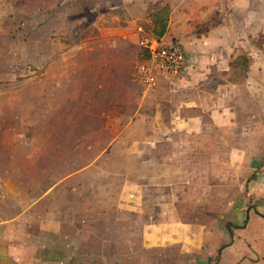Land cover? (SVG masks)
I'll return each instance as SVG.
<instances>
[{
    "label": "rangeland",
    "instance_id": "374dc122",
    "mask_svg": "<svg viewBox=\"0 0 264 264\" xmlns=\"http://www.w3.org/2000/svg\"><path fill=\"white\" fill-rule=\"evenodd\" d=\"M49 2L48 14L53 18L49 28L57 27L55 17L63 6L57 7V0ZM38 3L0 0V181L17 183L11 192L1 185L0 206L15 198L22 210L13 226L0 225L2 257L8 259L7 247L15 245L24 249L17 252L19 264L25 256L33 264L45 260L43 264H54L58 256L73 264V259L96 257L98 249L105 254L106 242L110 254L120 248L121 241L128 242L130 236L139 240L141 234L146 253L154 251L151 245L177 247L191 242L193 248L205 245L211 252L222 233L225 243L234 239L264 248V238L254 242L250 232H259L253 222L257 218H252L248 230L226 228L228 222L241 224L244 211L251 209L253 216L252 209L263 203L250 190L253 175L264 173L259 167L264 154H230L229 150L243 140L239 137L255 136L264 142V131L217 132L206 126L204 133L186 136L182 131L193 113L185 110L188 94L178 84L184 78V54L181 72L165 81L168 87L144 90L151 95L144 108L128 107L119 121L105 123L109 131L100 130L101 122H90L82 114L70 116V106L58 105L66 99L56 84L49 98H42L43 61L37 43L42 10ZM15 4L18 14L10 9ZM10 14V18L18 15L20 25L7 18ZM53 47L49 64L55 68ZM210 76L214 79L220 74L211 71ZM208 92L214 91L209 88ZM158 103L159 110H153ZM70 117L79 120L69 121ZM203 121L207 124L208 118ZM10 159L17 164L14 170L6 169ZM27 161L33 166L31 171L25 169ZM29 177L33 185L23 186ZM29 188L34 202L31 210L25 193ZM121 225L129 233L126 238ZM258 253L261 258L264 250Z\"/></svg>",
    "mask_w": 264,
    "mask_h": 264
},
{
    "label": "crops",
    "instance_id": "0c3cea01",
    "mask_svg": "<svg viewBox=\"0 0 264 264\" xmlns=\"http://www.w3.org/2000/svg\"><path fill=\"white\" fill-rule=\"evenodd\" d=\"M38 4H41L42 10L41 33L37 40L43 61L42 98H49L50 88L56 84V89L58 86L65 91L62 98L66 99L64 103L58 101V105L70 106V116L82 114L83 119L90 122H101L100 130L109 131L105 123L119 121V116L127 113L128 107L144 108L151 95L145 93L149 90L136 80L135 68L141 62L138 61V54L142 49L139 43L143 33L150 34L153 39L155 37L143 25L148 23L149 6L168 4L171 8L169 23L159 41L179 47L186 58L184 78L178 84L188 94L185 110L193 113L186 118L187 127L182 132L186 136L197 135L207 131L208 126L217 132L235 129L241 132L249 129L264 131V0H57L56 6L62 5L63 9H58L55 17L57 27L51 28L53 18L50 19L48 14L49 0H39ZM10 9L18 14L16 4ZM10 17L11 14L7 18L20 25L21 21L16 20L18 15ZM53 45L55 68L49 64V59L54 56ZM238 58L245 59L247 70L240 79L241 83H234L230 79L237 71L234 63ZM211 71L218 72L220 77L213 79ZM171 78H161L156 89L164 90V86L168 87L165 81ZM211 79L215 80L214 83ZM209 88H212L213 94H209ZM153 98L160 99V96ZM153 110H159V103ZM205 116L207 124L203 121ZM78 120L77 117L69 118V121ZM239 138L243 140L231 145L230 154H264V142L256 140L257 137ZM27 162L29 166L25 169L31 171L33 166ZM5 164L6 169L11 167L14 170L17 166L11 159ZM259 167L264 171V163ZM28 180L23 186L33 185L30 177ZM252 180L250 195L255 199L261 197L262 206L252 209L253 216L251 209L244 211L245 218L241 224L228 222L226 228L228 231L233 228L248 230L255 217L257 219L253 222L259 232L256 229L250 231L255 242V238H264V173L258 177L254 174ZM16 184H2L0 181V187L5 185L4 188L7 187L10 192ZM25 193L31 210L34 203L32 190L29 188ZM15 201V198L8 199L6 206H0V225L9 223L13 226L18 215L21 216L18 213L22 210L17 208ZM119 228L126 238L129 233L125 232V227L121 225ZM222 235L217 237L211 252L205 245L203 249L193 248L191 242L190 246L180 244L177 247L162 244L157 248L151 245L154 249L152 253H146L148 247L141 241L142 234L139 240L138 237L132 240L130 236L129 243L121 241L120 248L110 254L107 252L109 242H106L107 256L98 249L96 257L88 261L73 259V264H264V253L261 258L258 253V250H264L263 245L250 243L246 246L234 239L225 243ZM7 248L8 259L2 257L0 248V264H19L16 255L18 250L24 249L15 245ZM25 257L21 259L22 264H33V261H25ZM68 261L64 256L52 260L54 264H67Z\"/></svg>",
    "mask_w": 264,
    "mask_h": 264
},
{
    "label": "built area",
    "instance_id": "2783aa9c",
    "mask_svg": "<svg viewBox=\"0 0 264 264\" xmlns=\"http://www.w3.org/2000/svg\"><path fill=\"white\" fill-rule=\"evenodd\" d=\"M139 44L147 52V59L137 64L135 77L147 90L156 88L161 78H171L180 72L184 59L179 47L162 44L146 33Z\"/></svg>",
    "mask_w": 264,
    "mask_h": 264
},
{
    "label": "trees",
    "instance_id": "16d2710c",
    "mask_svg": "<svg viewBox=\"0 0 264 264\" xmlns=\"http://www.w3.org/2000/svg\"><path fill=\"white\" fill-rule=\"evenodd\" d=\"M170 14L171 8L168 4H155L149 6L147 10L148 23L144 24L143 28L145 30H150L156 39H160L165 35L167 31ZM146 59L147 52L143 49H140L138 54V61H145ZM234 64L237 65V71L234 73V76H232L230 80L234 83H241L240 79H242L246 74L247 64L244 58L236 59Z\"/></svg>",
    "mask_w": 264,
    "mask_h": 264
}]
</instances>
